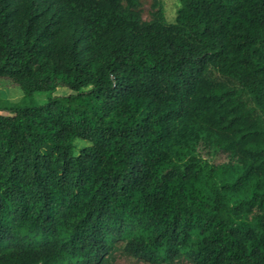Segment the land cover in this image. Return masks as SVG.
I'll list each match as a JSON object with an SVG mask.
<instances>
[{
  "label": "trees",
  "instance_id": "trees-1",
  "mask_svg": "<svg viewBox=\"0 0 264 264\" xmlns=\"http://www.w3.org/2000/svg\"><path fill=\"white\" fill-rule=\"evenodd\" d=\"M178 2L0 0V264H264V0Z\"/></svg>",
  "mask_w": 264,
  "mask_h": 264
},
{
  "label": "rangeland",
  "instance_id": "rangeland-1",
  "mask_svg": "<svg viewBox=\"0 0 264 264\" xmlns=\"http://www.w3.org/2000/svg\"><path fill=\"white\" fill-rule=\"evenodd\" d=\"M158 6L161 7L165 20L168 23L173 22L176 15V11L179 7L178 0H138L137 11L139 12L141 21L149 22L153 18V14L158 9ZM210 72L213 78H216L218 80H225V82H227L228 85L234 89L239 88L238 84L235 81L230 79H225L224 77L220 76L213 70H210ZM4 84L5 81L0 80V98L11 102L18 101L21 96L20 90L18 88H3ZM67 93L68 90L66 89H58L56 90L55 93H53V95H65ZM32 98L36 104H42L45 102L47 98V93L37 92L33 94ZM244 98L248 99L246 95L244 96ZM88 145H89L88 142L81 139H75L73 141L74 151H77L78 149ZM203 157L207 158L209 162L213 164H221L227 162L226 156L220 152L203 154ZM113 264H147V263L138 260L136 258L129 257L125 255L122 251H117L115 253V259ZM187 264H191V263H187Z\"/></svg>",
  "mask_w": 264,
  "mask_h": 264
}]
</instances>
